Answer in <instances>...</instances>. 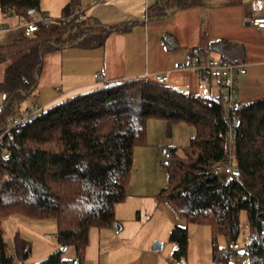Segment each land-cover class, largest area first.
I'll use <instances>...</instances> for the list:
<instances>
[{
  "label": "trees",
  "instance_id": "trees-1",
  "mask_svg": "<svg viewBox=\"0 0 264 264\" xmlns=\"http://www.w3.org/2000/svg\"><path fill=\"white\" fill-rule=\"evenodd\" d=\"M40 3L0 0V10L22 23L36 11L48 15ZM199 3L150 0L146 15L164 17L176 8ZM78 6L79 0H66L58 16L48 15L53 18L48 26L38 22L29 36L19 31L10 41L0 42L4 94L0 133L9 118L29 107L25 100L37 85L45 54L69 45L99 46L113 31L126 30L137 21L107 25L84 16L79 19ZM229 45L221 39L209 48ZM229 116L236 132L232 147L236 170L223 180L213 172L226 159L228 125L219 95L129 79L101 82L44 107L36 118L14 127L11 136L0 138V264H87L90 229L118 224L115 205L128 196L133 150L147 144L146 123L151 117L162 119L168 129L178 122L194 129L181 154L177 146L164 148L166 184L154 196L157 203H169L185 221L173 224L168 233L171 257L180 264L187 251L188 224H204L210 230L213 259L233 264L227 253L239 241L242 224L264 232V97L236 102ZM14 215L54 220L57 247L39 260L28 261L31 243L15 231L11 252L4 223ZM218 235L226 244L222 250ZM67 247L73 248V257H63ZM242 251L248 264H264V236L246 242Z\"/></svg>",
  "mask_w": 264,
  "mask_h": 264
},
{
  "label": "crops",
  "instance_id": "crops-1",
  "mask_svg": "<svg viewBox=\"0 0 264 264\" xmlns=\"http://www.w3.org/2000/svg\"><path fill=\"white\" fill-rule=\"evenodd\" d=\"M65 1L60 0L55 15L50 16H58ZM149 1L79 0L82 16L100 24L137 21L126 30L113 31L99 46L69 45L45 54L31 101L40 107H48L60 98L101 82L129 79L157 82L159 74L165 76L163 83L174 89L218 96L219 86L214 81L205 82L195 71L178 68V64L187 61L196 50L245 62V68L237 76L236 102L264 97V31L250 23L251 0H200L199 4L176 8L158 18L147 17ZM41 11L47 13L42 8ZM4 16L2 14L3 20L11 28L7 34L17 35L21 23L15 16ZM221 39L230 45L209 48L211 42ZM3 99L4 94L0 92V106ZM148 153L151 154L148 150L144 152L150 156ZM135 162L143 163L140 158ZM130 178L128 196L114 209L118 227L90 229L87 252L93 240L99 259L93 257L89 262L86 252L87 264H105L107 254L117 250L124 240L133 239L144 219L152 216L159 207L154 197L157 189L148 187L145 180L134 178L133 172ZM172 225L173 221L168 220V233Z\"/></svg>",
  "mask_w": 264,
  "mask_h": 264
},
{
  "label": "rangeland",
  "instance_id": "rangeland-1",
  "mask_svg": "<svg viewBox=\"0 0 264 264\" xmlns=\"http://www.w3.org/2000/svg\"><path fill=\"white\" fill-rule=\"evenodd\" d=\"M59 1L41 0L40 7L48 15H55ZM2 14L0 11V26L5 25L8 29L0 30V34H2L0 35V42L5 43L16 35L10 36L11 34H7V31L11 28L10 24L3 20ZM4 17L7 18L6 16ZM179 91L188 92L184 90ZM193 134V127L186 123H172L168 129L167 124L162 119L155 117L149 118L146 123L147 144L144 146H136L133 150L132 172L134 178L145 180L147 182L146 185L157 189L156 193H158L166 184V173L162 166V162L165 161L164 148L177 146L178 152L181 154V147L188 143ZM147 150L151 152L152 157H150V153H148L150 156L144 154ZM137 158L142 159L143 163L137 164L135 162ZM144 160L152 163H145ZM222 178L226 180L228 176H223ZM134 180L132 183H134ZM168 220L173 221V224L185 223L183 219L175 215L169 203L160 202L154 214L147 216L141 223L142 226L133 239L124 240L118 245L117 250H113L107 254L105 264H178L171 257L173 245L168 240V231L166 228ZM4 224L11 252L13 251V233L15 231H18L21 237L31 243V253L27 258L28 261L39 260L57 247L54 236L55 222L52 219H31L14 215L8 218ZM155 242L161 243V247L153 249L152 246ZM217 244L221 250L226 247L222 235L217 236ZM73 255L74 250L72 247H67L63 252V257L66 258L73 257ZM93 257L99 259V255L96 253V249H94L93 240H91L87 252L89 262ZM229 260L233 264H248L247 256L240 252L233 254ZM180 264H228V262L213 259L209 227L204 224L189 223L187 251L183 262Z\"/></svg>",
  "mask_w": 264,
  "mask_h": 264
},
{
  "label": "built area",
  "instance_id": "built-area-1",
  "mask_svg": "<svg viewBox=\"0 0 264 264\" xmlns=\"http://www.w3.org/2000/svg\"><path fill=\"white\" fill-rule=\"evenodd\" d=\"M250 23L258 30L264 31V0H251L250 2ZM78 18H82L79 10L76 12ZM70 17L63 18L62 22H67ZM53 18L43 15L39 12H33L31 19L23 20L19 25L20 32L25 36H29L36 28L37 23L42 22L44 26H48ZM8 29L7 26H0L1 29ZM245 62L242 60H230L223 57H215L207 53L192 54L190 58L178 64L179 69H189L195 71L199 77L205 81H214L219 86V96L222 101V110L227 122L226 139L223 146L225 160L214 166L213 172L218 177L232 175L236 170L232 161V147L235 142L236 132L232 127V119L229 116L230 111L236 104L234 92L236 90L237 76L245 68ZM165 76L159 74L157 81L163 83ZM29 107L23 109L20 113L9 118L3 125L0 138L3 135L11 136L12 129L16 126H22L36 118L44 107H40L33 103L30 98L25 100ZM242 232L239 241L232 244L228 250L227 256L230 258L233 254L245 248L246 242L251 239L257 241L264 232L257 230H248L247 224H242Z\"/></svg>",
  "mask_w": 264,
  "mask_h": 264
},
{
  "label": "water",
  "instance_id": "water-1",
  "mask_svg": "<svg viewBox=\"0 0 264 264\" xmlns=\"http://www.w3.org/2000/svg\"><path fill=\"white\" fill-rule=\"evenodd\" d=\"M116 227H118V224L116 225ZM161 243H157V242H155L154 244H153V246H152V248L153 249H158V248H160L161 247ZM64 249V247H62V250ZM241 253H243V251L241 250ZM183 261H181L180 263H182Z\"/></svg>",
  "mask_w": 264,
  "mask_h": 264
},
{
  "label": "snow or ice",
  "instance_id": "snow-or-ice-1",
  "mask_svg": "<svg viewBox=\"0 0 264 264\" xmlns=\"http://www.w3.org/2000/svg\"><path fill=\"white\" fill-rule=\"evenodd\" d=\"M135 120V117H133V121Z\"/></svg>",
  "mask_w": 264,
  "mask_h": 264
}]
</instances>
